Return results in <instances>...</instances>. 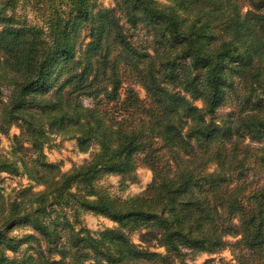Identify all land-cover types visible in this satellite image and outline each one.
Returning a JSON list of instances; mask_svg holds the SVG:
<instances>
[{"label": "trees", "instance_id": "trees-1", "mask_svg": "<svg viewBox=\"0 0 264 264\" xmlns=\"http://www.w3.org/2000/svg\"><path fill=\"white\" fill-rule=\"evenodd\" d=\"M12 125L0 172L30 184L0 192V264H184L224 248L226 264H264V0H0V133ZM51 134L94 149L61 171ZM139 165L140 192L102 182ZM83 211L115 225L90 230Z\"/></svg>", "mask_w": 264, "mask_h": 264}, {"label": "rangeland", "instance_id": "rangeland-1", "mask_svg": "<svg viewBox=\"0 0 264 264\" xmlns=\"http://www.w3.org/2000/svg\"><path fill=\"white\" fill-rule=\"evenodd\" d=\"M160 2H166V0H159ZM101 6H111L112 0H97ZM135 89L139 96H143V90L139 86ZM5 94V90L2 91ZM85 104H89V98H83ZM200 100H195L194 104L200 105ZM228 110V104L225 103L220 106L218 114H222ZM18 132L15 125L10 126L7 135L0 133V150L8 152L10 149V139ZM75 142L73 138H62L59 135L51 134L48 141L43 147V152L45 157L49 161H54L59 163V168L61 171L68 170L71 166L78 165L84 161L89 155V153L94 148H89L86 151H80L75 148ZM135 177L131 179H121L118 175H105L102 177V182L108 185V189L112 193L120 194L122 196L137 193L143 190L145 184L150 179V170L143 165H139L135 169ZM30 184L25 175L23 174H11L7 172H0V192L8 199L12 198L15 190L19 186ZM41 186L34 185L33 190L40 189ZM82 224L90 230H99L104 227L114 226V222L100 214H96L90 211H83L81 213ZM31 232L26 226H15L11 230L13 234H21ZM130 238L137 242L136 234H132ZM161 250V248H156ZM26 245H21V247L15 252L16 255L27 252ZM11 254V253H9ZM230 251L224 248L220 252L207 254V253H197L192 256H186L184 264H201L205 259L211 258L207 264H226L224 261L233 262L230 258Z\"/></svg>", "mask_w": 264, "mask_h": 264}]
</instances>
